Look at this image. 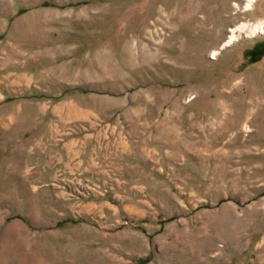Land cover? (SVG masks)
Instances as JSON below:
<instances>
[{
  "label": "rangeland",
  "instance_id": "374dc122",
  "mask_svg": "<svg viewBox=\"0 0 264 264\" xmlns=\"http://www.w3.org/2000/svg\"><path fill=\"white\" fill-rule=\"evenodd\" d=\"M261 21L0 0V264H264Z\"/></svg>",
  "mask_w": 264,
  "mask_h": 264
},
{
  "label": "bare ground",
  "instance_id": "6f19581e",
  "mask_svg": "<svg viewBox=\"0 0 264 264\" xmlns=\"http://www.w3.org/2000/svg\"><path fill=\"white\" fill-rule=\"evenodd\" d=\"M255 0H247V6ZM249 8V7H248ZM245 31L249 36H254L255 33L263 34L264 33V21L257 23L254 26L246 27L243 24L233 30H231V35L226 45H228L232 40L236 38L237 32ZM214 54V53H213Z\"/></svg>",
  "mask_w": 264,
  "mask_h": 264
}]
</instances>
